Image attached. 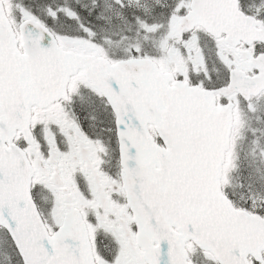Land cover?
<instances>
[{
  "label": "snow or ice",
  "instance_id": "6c2138e0",
  "mask_svg": "<svg viewBox=\"0 0 264 264\" xmlns=\"http://www.w3.org/2000/svg\"><path fill=\"white\" fill-rule=\"evenodd\" d=\"M0 264H264V0H0Z\"/></svg>",
  "mask_w": 264,
  "mask_h": 264
}]
</instances>
